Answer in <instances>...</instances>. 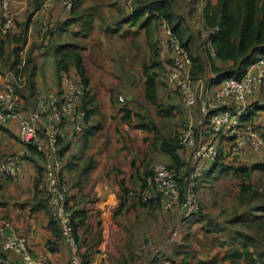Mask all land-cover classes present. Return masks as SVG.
Returning <instances> with one entry per match:
<instances>
[{
  "label": "crops",
  "instance_id": "1",
  "mask_svg": "<svg viewBox=\"0 0 264 264\" xmlns=\"http://www.w3.org/2000/svg\"><path fill=\"white\" fill-rule=\"evenodd\" d=\"M40 1L16 4L17 34H0V88H15L25 111L29 110L38 90H62L60 61H67L70 76L84 85L74 60L75 54L82 58L89 88L83 104L88 111L86 129L75 133L65 122L60 156L70 187L68 207L79 225L76 231L86 264H263L264 194L256 188L264 184V172L254 171L248 178L239 168L263 163L264 149L260 153L246 149L238 159H231L227 153L233 138H220L221 162L234 169H211L212 185L204 184L199 193L203 212L190 218L127 195L144 186L156 164H175L178 176L188 169L192 150L173 146L177 163L170 153L172 145L166 142H176L179 130L202 115L205 94L213 100L220 86L212 83L216 73L197 34L210 29L204 17L208 0H175L173 5L184 18L182 31L192 56L200 57L205 66L193 80L199 103L192 110L168 85V63L164 65L160 53L155 56L158 50L161 57L170 58V51L160 43V25L154 30L159 21L146 22L147 13L135 19L141 13L132 15L129 0H83L70 12L57 2L48 14L40 11ZM42 21L48 23L45 33L38 26ZM22 50L24 69L19 66ZM149 77L155 82L153 98L147 93ZM253 104L264 106V83L249 99V106ZM251 120L264 135V109ZM8 155L21 158L23 171L16 182L0 176V256L21 264L18 255L1 249L2 227L10 223L13 230L6 233L27 237L33 256L70 264L52 209L38 189L43 158L20 138L16 121L0 126V160ZM227 174L235 175L233 185L217 187L219 177ZM176 228L180 234L173 239ZM150 243L161 252L154 254Z\"/></svg>",
  "mask_w": 264,
  "mask_h": 264
},
{
  "label": "built area",
  "instance_id": "2",
  "mask_svg": "<svg viewBox=\"0 0 264 264\" xmlns=\"http://www.w3.org/2000/svg\"><path fill=\"white\" fill-rule=\"evenodd\" d=\"M21 0H0V34L7 37L18 29L17 12L14 8ZM57 2L67 11H72L79 0H43L42 13H50ZM163 32L161 45L170 51L166 81L178 93L183 106L194 109L199 97L193 85V59L190 51L183 46L166 19L159 20ZM41 32L48 31V23H38ZM210 47L211 44L207 43ZM212 55L214 56L213 50ZM20 68L26 67L25 51H21ZM61 91L38 90L34 103L29 110L24 109L16 89L0 88V126L16 121L20 138L27 144H33L42 156L44 163V182L38 189L45 195L52 209V218L58 224L61 239L69 253L70 264H86L82 255L75 227L74 212L67 206L69 196L68 177L64 172L60 156V137L62 127L68 122L75 133L86 129L88 111L83 106L89 88L76 82L66 69L59 70ZM264 83V57L255 61L242 80L226 79L215 91L214 99L206 93L201 100L202 115L194 122L184 125L177 135L179 145L191 149L186 173L178 176L172 165L156 164L146 177L145 184L138 190H130L128 196L143 203L158 206L165 212H180L184 218L199 214L203 208L198 193V183L204 177L206 164H212L221 157L217 141L232 137L227 157L238 159L246 149L260 153L264 149V137L253 121H243L248 113L249 99ZM216 101V103H213ZM198 136L201 140H199ZM23 171L22 160L18 155H8L0 160V176L18 181ZM179 178L183 180V193L179 188ZM264 194V184L257 187ZM13 230L10 223L3 225L1 234L3 252H13L21 258V264H52L47 256L35 257L23 235L6 231ZM180 234L176 228L173 239ZM154 254L161 248L149 244ZM0 264H17L6 256H0Z\"/></svg>",
  "mask_w": 264,
  "mask_h": 264
},
{
  "label": "trees",
  "instance_id": "3",
  "mask_svg": "<svg viewBox=\"0 0 264 264\" xmlns=\"http://www.w3.org/2000/svg\"><path fill=\"white\" fill-rule=\"evenodd\" d=\"M38 0H35V2ZM83 0L75 5L76 8ZM138 2L137 11L135 14L141 13V15L135 16V19H139L143 14L147 13L148 19L146 22H151L153 20L166 19L173 27L174 32L179 37L181 43L189 51V43L184 40V33L182 31V21L181 18H176L173 12V5L175 0H135ZM213 0H208L207 6L204 9V17L208 29L207 43L211 46L208 47V56L212 62L213 72L216 73V77L212 80V83L222 84L226 79H236L242 80L250 66L260 58L264 57V0H217L216 4H213ZM38 4V3H36ZM36 7H38L36 5ZM17 24L19 29V18L17 16ZM72 22V20H69ZM88 24L84 25V28ZM18 29L9 34L7 37H12L17 34ZM211 50H213L214 56ZM211 52V53H210ZM191 53V52H190ZM70 54V53H69ZM77 59L75 60V67L78 69V73L82 76V82L87 85V78L85 77L84 68L81 65L82 58L75 54ZM192 56V54H191ZM215 61H220L225 63V67H218ZM193 68H192V79L199 78L205 71L204 63L200 57L192 56ZM168 65L170 64V58L168 60ZM66 69L69 73V67L67 61L59 62V69ZM147 89L148 96L153 98L154 95V78L149 77ZM151 88V89H150ZM264 106H256L255 104L248 107V113L242 118L243 121H251V117L254 113L259 110H263ZM264 137V135L262 134ZM167 146L172 145L176 148H182L178 143V138L174 143L172 139L167 140ZM36 152V148L33 144H29ZM170 151L171 155L174 157L177 163H179V158L175 154L176 152ZM220 157L216 162L206 165V173H210L211 169L216 167H223L222 172L230 171L234 168H227L224 163L221 162ZM230 162H236L232 160ZM170 165V164H169ZM173 167L177 168L175 164H171ZM211 167V168H210ZM210 168V169H209ZM239 170L245 175V177H250V173L254 171L264 172V162L254 164L252 167H240ZM236 173L238 171H235ZM43 181L39 184L41 185ZM179 188L181 193H183V180L179 178ZM248 190V186H244L243 192ZM258 193V190L256 188ZM256 196V195H255ZM68 206V203H67ZM203 212V208L199 214ZM75 217V215H74ZM75 219V218H74ZM75 227L78 229L79 225L75 220ZM262 260L264 261V254H262ZM264 264V263H263Z\"/></svg>",
  "mask_w": 264,
  "mask_h": 264
},
{
  "label": "rangeland",
  "instance_id": "4",
  "mask_svg": "<svg viewBox=\"0 0 264 264\" xmlns=\"http://www.w3.org/2000/svg\"><path fill=\"white\" fill-rule=\"evenodd\" d=\"M38 1L41 2L40 0H38ZM129 1H130L131 13H132V15H134L136 13V11H137L138 2H136L135 0H129ZM173 12L176 15L175 16L176 18L179 17V18H181V21H182V19L184 20V18L181 15H179L175 9H173ZM157 21L158 20H153V23L157 22ZM157 27H159V23L158 22H157L156 25H154V30H156ZM197 34H198L199 38H202V40L204 42V44H203L204 45V50L208 53V47H207L208 30L206 28H204L203 31L202 30H198ZM159 47H161L160 44H159ZM156 51H157V54H155V56L158 58V54L160 53V59H161V61L164 60V63H165L164 65L166 66L167 65L166 63L168 62L167 55L161 57L162 52L158 51V50H156ZM66 59H68V58H66ZM164 65L160 68V71H159L160 75H162V76L164 75V69L166 68ZM191 80L193 81L192 77H191ZM234 176H235L234 174L233 175L232 174H227V175H224V176L222 175V177H219L218 181L216 182L217 187L221 188V186L223 184H230L231 185V183H232V185H233V182H235ZM212 182H213V178L211 177V175L209 173H206L204 175V177L198 183V193H200V191L203 188L204 184L212 185Z\"/></svg>",
  "mask_w": 264,
  "mask_h": 264
}]
</instances>
